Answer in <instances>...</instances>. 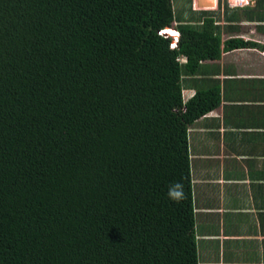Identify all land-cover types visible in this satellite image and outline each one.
<instances>
[{
  "label": "trees",
  "instance_id": "1",
  "mask_svg": "<svg viewBox=\"0 0 264 264\" xmlns=\"http://www.w3.org/2000/svg\"><path fill=\"white\" fill-rule=\"evenodd\" d=\"M218 22L172 0H0V264H198L188 129L220 91L184 101L181 82L247 44Z\"/></svg>",
  "mask_w": 264,
  "mask_h": 264
},
{
  "label": "crops",
  "instance_id": "2",
  "mask_svg": "<svg viewBox=\"0 0 264 264\" xmlns=\"http://www.w3.org/2000/svg\"><path fill=\"white\" fill-rule=\"evenodd\" d=\"M198 2L183 1L180 20L214 11L223 41L247 43L200 61L181 82L184 101L220 91L219 105L188 129L198 264H264V0Z\"/></svg>",
  "mask_w": 264,
  "mask_h": 264
},
{
  "label": "rangeland",
  "instance_id": "3",
  "mask_svg": "<svg viewBox=\"0 0 264 264\" xmlns=\"http://www.w3.org/2000/svg\"><path fill=\"white\" fill-rule=\"evenodd\" d=\"M183 1L185 0H172V4H173V8H174V13H175V17L177 19H183V17L185 16V12L187 5L183 3ZM201 8L204 6H200ZM206 8H210V6H205ZM175 24V23H174ZM173 24V25H174ZM175 26V25H174ZM173 27V26H172Z\"/></svg>",
  "mask_w": 264,
  "mask_h": 264
},
{
  "label": "built area",
  "instance_id": "4",
  "mask_svg": "<svg viewBox=\"0 0 264 264\" xmlns=\"http://www.w3.org/2000/svg\"><path fill=\"white\" fill-rule=\"evenodd\" d=\"M160 34L162 35H170L173 37V42L171 44L172 47L176 46L177 44V39L179 37V32L175 28H166L162 29L159 31Z\"/></svg>",
  "mask_w": 264,
  "mask_h": 264
},
{
  "label": "clouds",
  "instance_id": "5",
  "mask_svg": "<svg viewBox=\"0 0 264 264\" xmlns=\"http://www.w3.org/2000/svg\"><path fill=\"white\" fill-rule=\"evenodd\" d=\"M170 196L174 199L179 200L180 198H182V192L180 189L179 185H175L171 190H170Z\"/></svg>",
  "mask_w": 264,
  "mask_h": 264
},
{
  "label": "water",
  "instance_id": "6",
  "mask_svg": "<svg viewBox=\"0 0 264 264\" xmlns=\"http://www.w3.org/2000/svg\"><path fill=\"white\" fill-rule=\"evenodd\" d=\"M204 4H206V3H202V2H200V0H199L198 5H204ZM207 4H209V3H207Z\"/></svg>",
  "mask_w": 264,
  "mask_h": 264
}]
</instances>
